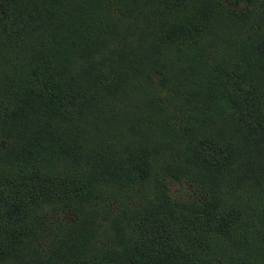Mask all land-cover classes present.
<instances>
[{
	"label": "trees",
	"instance_id": "trees-1",
	"mask_svg": "<svg viewBox=\"0 0 264 264\" xmlns=\"http://www.w3.org/2000/svg\"><path fill=\"white\" fill-rule=\"evenodd\" d=\"M0 264H264V0H0Z\"/></svg>",
	"mask_w": 264,
	"mask_h": 264
},
{
	"label": "rangeland",
	"instance_id": "rangeland-1",
	"mask_svg": "<svg viewBox=\"0 0 264 264\" xmlns=\"http://www.w3.org/2000/svg\"><path fill=\"white\" fill-rule=\"evenodd\" d=\"M245 6H244V3H241V4H238V5H236V8H238V9H243ZM172 192H177L178 191V193H181V194H183L184 195V192H185V195H186V193H188V194H191V192L189 191V189L187 188H185V186L183 185V184H178V183H175V182H172L171 183V189H170ZM115 212H116V210H114ZM131 214H130V211L129 210H127V213H126V218H128L129 216H130ZM126 218L124 219V222L123 223H125L126 222ZM123 221V220H122Z\"/></svg>",
	"mask_w": 264,
	"mask_h": 264
}]
</instances>
